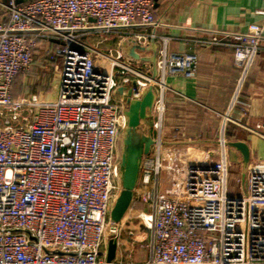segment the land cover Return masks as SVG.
Wrapping results in <instances>:
<instances>
[{"label":"built area","instance_id":"obj_1","mask_svg":"<svg viewBox=\"0 0 264 264\" xmlns=\"http://www.w3.org/2000/svg\"><path fill=\"white\" fill-rule=\"evenodd\" d=\"M0 6V264H264V158L250 159L246 174L236 177L237 194L229 178L239 163L230 160L224 133L209 147L170 140L165 77L194 76L196 59L168 53L169 37L144 30L158 25L154 0ZM259 13L262 20L246 31L216 32L200 42L222 45L230 37L234 61L243 65L264 52V10ZM154 42L156 76L142 59ZM131 45L142 48L135 49L140 59L128 54ZM48 53L59 66L56 100L15 99L16 78ZM121 86L131 89V99L149 86L156 93L148 132L154 144L138 183L145 207L133 216L147 234L135 239L141 254L129 259L122 257L128 212L121 222L111 219L122 190L128 106ZM162 170L171 182L164 194ZM112 238L117 251L108 262Z\"/></svg>","mask_w":264,"mask_h":264},{"label":"crops","instance_id":"obj_2","mask_svg":"<svg viewBox=\"0 0 264 264\" xmlns=\"http://www.w3.org/2000/svg\"><path fill=\"white\" fill-rule=\"evenodd\" d=\"M262 10L264 0H154L158 25L144 30L169 37L168 53L187 52L196 59L194 76L179 73L165 77L169 90L163 119L172 129V142L209 147L224 133L231 140L245 141L252 160L264 158V129L256 128L264 127V52L237 65L227 44L230 37L224 38L222 45L200 42L216 32L246 31L251 23L262 20ZM150 46L144 51L145 58L153 55ZM146 62L153 70V64ZM154 119L153 114L148 122Z\"/></svg>","mask_w":264,"mask_h":264},{"label":"water","instance_id":"obj_3","mask_svg":"<svg viewBox=\"0 0 264 264\" xmlns=\"http://www.w3.org/2000/svg\"><path fill=\"white\" fill-rule=\"evenodd\" d=\"M140 48L136 45H131L128 48V54L136 59L140 56L135 49ZM149 49H152L153 55L143 60L150 61L153 64V74L157 75L156 68V51L157 44L154 42ZM132 85L136 86L137 82L133 81ZM119 95L126 101L128 108L125 110L127 123L123 131L122 137V153L120 161V177L122 190L117 197L111 210V219L114 222H121L126 213L130 209L133 200L134 192L139 183L141 165L144 155L148 154L154 144V139L151 135H144L141 132L143 122H146L152 115L156 93L151 86L145 88L140 99H131L129 94L131 89L121 86L118 88ZM128 91V96L124 92ZM229 158L234 163L242 164V172L246 174L248 165L251 159L249 145L242 140H231L228 142ZM117 240L112 238L109 241L107 261H112L116 256Z\"/></svg>","mask_w":264,"mask_h":264},{"label":"rangeland","instance_id":"obj_4","mask_svg":"<svg viewBox=\"0 0 264 264\" xmlns=\"http://www.w3.org/2000/svg\"><path fill=\"white\" fill-rule=\"evenodd\" d=\"M58 67L57 60L54 57H46L45 54H43L42 57L34 62L33 66L27 73L21 74L16 78L12 88L13 97L15 99L18 97H35L40 101L56 99L55 97H57L59 88ZM140 130L144 135L149 134L150 123L143 122ZM237 176H240L241 179L243 177L242 164H233L230 169L229 190L230 192L233 191L238 194L241 190L237 184ZM169 178L170 173L166 170H162L159 185L160 194H164L165 190L171 186ZM136 188L138 190L134 196V203L137 202V205L140 207L132 206L128 211V221L125 223L122 234V250L124 254L122 257H125L126 259H129L130 257L134 258L141 254L137 248L135 239H141L147 234V231L139 224V221L133 218V216H137L138 210L145 207L144 197L146 193L144 192L146 190L144 189L143 191L139 184Z\"/></svg>","mask_w":264,"mask_h":264},{"label":"bare ground","instance_id":"obj_5","mask_svg":"<svg viewBox=\"0 0 264 264\" xmlns=\"http://www.w3.org/2000/svg\"><path fill=\"white\" fill-rule=\"evenodd\" d=\"M124 94L127 95L128 91H125ZM121 153H122V145H121Z\"/></svg>","mask_w":264,"mask_h":264},{"label":"trees","instance_id":"obj_6","mask_svg":"<svg viewBox=\"0 0 264 264\" xmlns=\"http://www.w3.org/2000/svg\"><path fill=\"white\" fill-rule=\"evenodd\" d=\"M137 204H138V203H137V202H135V203H134V206H135V207L139 206V205H137ZM139 207H140V206H139Z\"/></svg>","mask_w":264,"mask_h":264}]
</instances>
